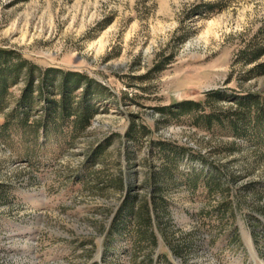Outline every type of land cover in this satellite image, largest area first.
<instances>
[{"label":"rangeland","instance_id":"obj_1","mask_svg":"<svg viewBox=\"0 0 264 264\" xmlns=\"http://www.w3.org/2000/svg\"><path fill=\"white\" fill-rule=\"evenodd\" d=\"M0 48L109 91L72 140L43 135L42 98L19 125L29 64L0 98V264H264V115L235 133L155 109L264 96V0H0Z\"/></svg>","mask_w":264,"mask_h":264},{"label":"trees","instance_id":"obj_2","mask_svg":"<svg viewBox=\"0 0 264 264\" xmlns=\"http://www.w3.org/2000/svg\"><path fill=\"white\" fill-rule=\"evenodd\" d=\"M208 7H212L207 4ZM263 49H257L249 62H255L249 72L255 76L264 74V61H258ZM19 55V56H18ZM29 64L24 69L25 83L21 90L19 99L17 100L18 117L20 118L19 125L23 127L24 122L30 116L32 106L36 99L42 98L41 105V130L43 135L53 133L56 130L62 133H67L68 139L72 140L77 134L82 133L88 126H90L92 118L98 112V107L94 104L95 101L108 98V87L100 82H96L91 77L83 72L75 70L63 71L60 68L49 67L42 73L36 72L35 69H40L37 65L30 63L26 58H21L12 49L0 48V98L8 91V89L17 83L18 77L21 75L22 65ZM21 72V73H20ZM57 83L54 85V80ZM80 90L79 95L75 92ZM106 97V98H105ZM224 97L221 90H209L205 93V98L200 100H183L169 105L158 106L155 109L162 115H169L172 113L187 114L189 116L198 115L196 119H204V121L211 125L216 122L223 126L228 122L232 131L239 133L243 129L242 119L245 118L243 111H248V108L255 106L259 115H264V96L259 94H235L234 103L237 105V110L233 114L221 111L217 112L209 107L208 102H218ZM0 99V100H1ZM1 102V101H0ZM15 110V111H17ZM199 113V114H195ZM150 122L154 120L148 119ZM5 121L1 125H6ZM197 125V124H196ZM143 129L149 131L146 125H142ZM127 135L132 136L133 129L129 127L128 122ZM66 131H65V130ZM109 140L100 143L98 147L93 150L92 157L96 156ZM161 143L160 140H157ZM187 151L194 153L195 149L189 147ZM129 196L125 198L121 204L120 211L126 210V213L132 212V206L129 205ZM154 211L159 215L157 209ZM138 216L141 220H148L152 213H149L146 206L140 208Z\"/></svg>","mask_w":264,"mask_h":264}]
</instances>
